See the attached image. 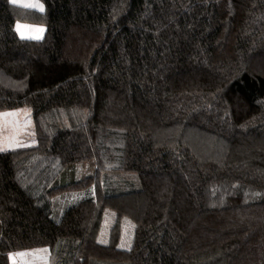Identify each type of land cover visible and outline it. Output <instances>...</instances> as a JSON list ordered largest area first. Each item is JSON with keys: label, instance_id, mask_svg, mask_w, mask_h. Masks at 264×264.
<instances>
[{"label": "trees", "instance_id": "obj_1", "mask_svg": "<svg viewBox=\"0 0 264 264\" xmlns=\"http://www.w3.org/2000/svg\"><path fill=\"white\" fill-rule=\"evenodd\" d=\"M42 1L33 39L0 0V112L31 107L38 141L0 151V264L39 247L55 264H264V0ZM126 173L139 185L111 190Z\"/></svg>", "mask_w": 264, "mask_h": 264}, {"label": "rangeland", "instance_id": "obj_2", "mask_svg": "<svg viewBox=\"0 0 264 264\" xmlns=\"http://www.w3.org/2000/svg\"><path fill=\"white\" fill-rule=\"evenodd\" d=\"M10 2L16 5L20 10L18 12L19 17L17 18L18 20L16 24L19 35L22 37L33 39L42 38L46 30V25L44 22V14L46 10L45 3L42 0H17L16 3H13V0H10ZM7 112H11L12 115L0 118V151L30 148L36 145V143L38 142L36 134V123L33 118L31 107L24 106L15 110H8L2 113ZM167 133L168 132H163L161 133V135ZM9 137H15L13 147L11 148L8 147ZM36 157L39 158L40 155ZM73 169L77 170L76 175L72 173L71 175H67V178L61 175L60 179H64V181L80 178L82 179L87 176L94 175L95 164L94 162L88 161L80 163L79 165H77V167H70L68 170ZM125 176L127 177L125 178ZM106 177L108 178L109 176ZM24 178V183H26L27 185L37 184V182L33 179V175H26ZM104 184H106V181H104ZM138 185V175L135 173H126L124 175H121V177L117 176L114 180V183L110 185V188L111 190L112 188H114V190L132 189L134 187H137ZM57 209L60 208L57 206ZM116 217V213L113 210L107 209L105 211L98 236V240L101 243H109L112 231L116 224ZM118 231L120 233L118 246L122 249H130L133 244L135 235V223L133 222V220L128 217H124L121 220V224L119 226ZM9 253L8 261L5 264H27L25 263L27 257L29 255L31 258L35 256L34 252L29 253L27 250L15 252L25 253L24 256H10ZM30 261H32V259Z\"/></svg>", "mask_w": 264, "mask_h": 264}, {"label": "crops", "instance_id": "obj_3", "mask_svg": "<svg viewBox=\"0 0 264 264\" xmlns=\"http://www.w3.org/2000/svg\"><path fill=\"white\" fill-rule=\"evenodd\" d=\"M2 112H5V111H2ZM3 151H7V150H3ZM25 250H27L29 253L34 252V255H35L33 256V258H31L30 255L27 257V259L25 260V263L27 264H55L49 247L30 248V249H25ZM18 251H21V250H18ZM18 251H13L10 253H15ZM31 259L32 261H30Z\"/></svg>", "mask_w": 264, "mask_h": 264}, {"label": "snow or ice", "instance_id": "obj_4", "mask_svg": "<svg viewBox=\"0 0 264 264\" xmlns=\"http://www.w3.org/2000/svg\"><path fill=\"white\" fill-rule=\"evenodd\" d=\"M17 0H13V3H16ZM19 28V26H18ZM12 113L11 112H7V113H0V118H3V117H7V116H11ZM15 140V137H9V143H8V147L11 148L13 147V142ZM10 256H15V255H19V256H24L25 253H14V254H9Z\"/></svg>", "mask_w": 264, "mask_h": 264}]
</instances>
